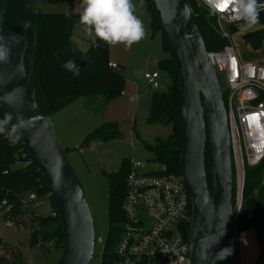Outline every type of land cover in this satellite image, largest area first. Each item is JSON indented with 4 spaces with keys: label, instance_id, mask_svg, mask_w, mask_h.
Returning a JSON list of instances; mask_svg holds the SVG:
<instances>
[{
    "label": "water",
    "instance_id": "1",
    "mask_svg": "<svg viewBox=\"0 0 264 264\" xmlns=\"http://www.w3.org/2000/svg\"><path fill=\"white\" fill-rule=\"evenodd\" d=\"M179 73V171L189 191L188 253L192 264H236L238 196L232 201V150L225 101L206 46L185 0H148ZM37 0H5L0 31L19 34L10 62L0 64V97L8 113L23 117L25 150L37 164L58 212L62 247L53 264H89L94 245L91 213L66 150L39 106L34 83L35 47L24 66L30 17ZM211 148V185L204 163Z\"/></svg>",
    "mask_w": 264,
    "mask_h": 264
},
{
    "label": "trees",
    "instance_id": "2",
    "mask_svg": "<svg viewBox=\"0 0 264 264\" xmlns=\"http://www.w3.org/2000/svg\"><path fill=\"white\" fill-rule=\"evenodd\" d=\"M197 19V25L203 37L207 50H219L226 39L217 32L215 15H210L209 9L198 0H185ZM5 0H0V15ZM150 15L149 27L151 37L161 34V50L164 57L157 67L165 71L171 83L164 91H154L150 98L148 123L170 124L172 133L166 138H156L152 144L143 142L144 148L152 152V160L164 164L166 173L180 175L179 155L181 133L179 126L178 96L179 73L168 45L165 42L159 27L155 10L152 4L145 0ZM66 11L42 12L33 10L27 34V46L24 57V66L28 71V64L33 50V40L36 37L35 47V91L39 106L47 117L67 106L78 97H98L103 99L104 106L111 99L122 94L125 79L122 67L114 69L108 65L109 45L97 40L91 42L86 50H81L71 42L74 24H79V13ZM264 11L260 12V22L253 31L244 33L243 39L253 49H259L264 38L262 25ZM229 32L239 31L236 25L227 26ZM68 60L76 62L80 68V75L73 76L63 65ZM224 100L226 94L222 93ZM102 103V105H103ZM8 113L4 105L0 106V118ZM121 136L116 122H105L98 125L83 139V145L91 141H111ZM22 140L16 144L10 143L7 135H0V201L6 199L13 205L11 216L23 213L20 197L25 192L34 191L38 197H44L51 203V209L57 211L49 194V188L42 178L41 172L34 160L25 167H15L21 159L20 149ZM68 151V149H65ZM204 163L209 186L211 185V148L206 142ZM130 171V159H122L116 172L107 174L108 177V219L109 227L106 239L102 245L100 264L115 263V247L122 233L124 214L122 204L126 192V177ZM233 189L232 201L235 204L236 172L232 159ZM48 194V195H47ZM45 195H47L45 197ZM29 213H35L33 207ZM29 224L33 227L28 244L30 248H37L48 253L60 250L62 247V230L59 216L52 217L47 213L31 216ZM188 221L182 224L181 231L187 239ZM236 231L254 229L256 238L261 241L264 237V158L255 166H245L244 181L240 209L235 221ZM54 239L53 248L45 245ZM3 248V247H1ZM9 256L0 255V264H25L21 252L17 248H4Z\"/></svg>",
    "mask_w": 264,
    "mask_h": 264
},
{
    "label": "built area",
    "instance_id": "3",
    "mask_svg": "<svg viewBox=\"0 0 264 264\" xmlns=\"http://www.w3.org/2000/svg\"><path fill=\"white\" fill-rule=\"evenodd\" d=\"M198 1L208 9L204 0ZM260 2L264 3V0ZM215 20V28L226 43L219 50H207L206 57L217 79L221 75L227 86L224 101L239 193L235 207L237 216L245 166H255L264 158V63L243 61L238 56L230 40L231 32L226 28L228 25L238 26L241 21L228 13L215 15ZM108 65L119 69L117 63L109 62ZM142 76L150 88L160 87L157 70L143 71ZM20 156L16 168L25 167L33 160L24 146L20 149ZM42 199L46 198L38 197L34 191L23 193L20 197L23 213L16 216L10 215L13 205L6 199L1 200L0 222L23 228L26 220H30L28 209L40 206ZM122 210L124 223L115 247L114 264H192L188 239L181 231L182 224L189 222L190 196L180 175L166 173L165 165L158 161H130ZM48 214L58 216V212L52 209ZM45 245L53 248L54 239ZM259 245V256L254 264H264V237Z\"/></svg>",
    "mask_w": 264,
    "mask_h": 264
},
{
    "label": "rangeland",
    "instance_id": "4",
    "mask_svg": "<svg viewBox=\"0 0 264 264\" xmlns=\"http://www.w3.org/2000/svg\"><path fill=\"white\" fill-rule=\"evenodd\" d=\"M45 2V0H37L34 10L42 12L72 11L71 9H62L68 8L65 5H44ZM148 17L150 19L149 14ZM144 25L146 26V18H144ZM256 28L258 27L255 26L247 32ZM262 29L264 31V24ZM72 32L71 42L81 50H86L92 40L84 33L83 25L74 24ZM244 33L240 31L231 33L230 40L238 56L243 61L264 63V38L260 48L253 49L245 43L242 36ZM149 39L152 49L149 50L148 55L137 52L138 49L135 47L126 48L123 44L110 45L112 50L120 54V46H123L122 53L125 58L122 65L125 79L124 95L121 94L111 99L105 106L100 96L78 97L58 112L47 116L58 141L64 149H68L66 151L67 157L81 184L91 213L94 238H101L100 245H94L89 264H100L102 245L109 227L107 174L116 172L124 158H129L130 161L139 160L143 162L152 160L153 154L144 148L143 142L152 144L156 138H166L172 133L170 124H150L146 120L152 93L166 90L171 83L168 74L160 70L157 67V61H155L157 55L159 59L164 56L161 50V34L157 33ZM150 58H152L150 62L147 61ZM137 70H157L160 87L157 89L150 88L146 80L136 74ZM218 79L221 91L225 93L227 86L223 77L220 75ZM132 97H139V99L133 100ZM105 122H116L121 136L111 141L95 140L83 145L85 136ZM235 192V197H237L239 194L237 187ZM48 209L51 210L50 201L42 199V204L34 207L35 213L31 214L28 211L27 217L32 220L31 216L39 215ZM32 229L33 227L27 220L23 228H19L17 225L8 226L0 222V255H10L3 249L4 246L8 245L9 248H17L21 252L25 264H53L57 260L60 250L52 249L48 253H43L40 249L30 248L28 239ZM236 244V264H254L257 261L260 245L254 229L237 233Z\"/></svg>",
    "mask_w": 264,
    "mask_h": 264
},
{
    "label": "clouds",
    "instance_id": "5",
    "mask_svg": "<svg viewBox=\"0 0 264 264\" xmlns=\"http://www.w3.org/2000/svg\"><path fill=\"white\" fill-rule=\"evenodd\" d=\"M210 15L230 14L238 25L241 33L254 28L260 22V11L264 3L260 0H204ZM144 7V0H82L79 13V24L83 25L84 33L93 42L99 40L107 45L123 44L131 48L134 44L148 36L143 20L138 15ZM66 15H71L66 10ZM20 43L19 34L5 37L0 31V64L10 62L12 47ZM63 67L73 76L80 75V68L73 60H68ZM138 100L139 97H132ZM12 113H5L0 118V135H7L10 143L16 144L21 139V130L26 128V120L21 117L16 122Z\"/></svg>",
    "mask_w": 264,
    "mask_h": 264
},
{
    "label": "crops",
    "instance_id": "6",
    "mask_svg": "<svg viewBox=\"0 0 264 264\" xmlns=\"http://www.w3.org/2000/svg\"><path fill=\"white\" fill-rule=\"evenodd\" d=\"M45 1L46 2L44 3V5H47V4H62V5L68 6V8H62V9H71L72 12H78V11H81L82 10V0H45ZM49 1L51 3H48ZM63 1H67V2H63ZM136 3L139 4V0H136ZM63 11H66V10H63ZM137 14L140 15V18L143 20V22H144V18H146V26L145 27L148 30V36L145 39L141 40L139 43L134 44L132 47L137 48L138 49V50L136 49L137 52L146 53L148 55L149 54V50L152 49V47H151V41H150L149 37L150 38H152V37L150 36V27H149V21H150V19L148 17L149 12L147 10L145 0H144V7L143 8H140ZM120 47H121V54L120 53H117L114 50H112L110 48V45H109V47H108L109 48V61L110 62L117 63L119 66L122 67L123 63L125 62V58H124L123 53H122L123 46L121 45ZM158 57L159 56L157 55V59L155 60V61H157V63L161 59V58L159 59ZM152 58H154V56H152ZM152 58H150L147 61L150 62V60ZM122 71H123V69H122ZM142 73H143L142 70H137L136 71V74L139 75L140 77H143L142 76ZM122 94L124 95V91L122 92ZM48 211H49V209H48ZM48 211L43 212V213H47ZM43 213H40V214H43Z\"/></svg>",
    "mask_w": 264,
    "mask_h": 264
}]
</instances>
